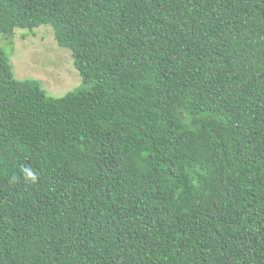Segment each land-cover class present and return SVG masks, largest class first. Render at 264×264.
Returning <instances> with one entry per match:
<instances>
[{"label":"trees","instance_id":"16d2710c","mask_svg":"<svg viewBox=\"0 0 264 264\" xmlns=\"http://www.w3.org/2000/svg\"><path fill=\"white\" fill-rule=\"evenodd\" d=\"M40 25L81 82L0 47V264H264V0H0Z\"/></svg>","mask_w":264,"mask_h":264},{"label":"rangeland","instance_id":"374dc122","mask_svg":"<svg viewBox=\"0 0 264 264\" xmlns=\"http://www.w3.org/2000/svg\"><path fill=\"white\" fill-rule=\"evenodd\" d=\"M4 38H0V47L9 55L18 80L36 79L54 97L79 86L81 77L72 64L71 52L57 45L50 25L15 30L11 38Z\"/></svg>","mask_w":264,"mask_h":264},{"label":"clouds","instance_id":"9594fccd","mask_svg":"<svg viewBox=\"0 0 264 264\" xmlns=\"http://www.w3.org/2000/svg\"><path fill=\"white\" fill-rule=\"evenodd\" d=\"M29 175H31V173H29Z\"/></svg>","mask_w":264,"mask_h":264}]
</instances>
